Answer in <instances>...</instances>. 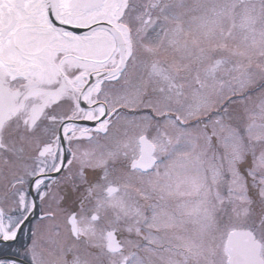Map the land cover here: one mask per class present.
Returning a JSON list of instances; mask_svg holds the SVG:
<instances>
[{"label": "snow or ice", "instance_id": "snow-or-ice-1", "mask_svg": "<svg viewBox=\"0 0 264 264\" xmlns=\"http://www.w3.org/2000/svg\"><path fill=\"white\" fill-rule=\"evenodd\" d=\"M0 189V264H264V0H0Z\"/></svg>", "mask_w": 264, "mask_h": 264}, {"label": "flooded vegetation", "instance_id": "flooded-vegetation-1", "mask_svg": "<svg viewBox=\"0 0 264 264\" xmlns=\"http://www.w3.org/2000/svg\"><path fill=\"white\" fill-rule=\"evenodd\" d=\"M68 158L70 159L71 157L70 156H68ZM73 171H75V169H73ZM54 178H55V174H54ZM60 188L62 189V188H64V185L62 184L61 186H60ZM53 193L54 194H64L63 192H61L60 191V189H58V188H56V187H54L53 188ZM0 193H2V189H0ZM33 195H35L34 193H33ZM77 200V194H75V193H73L71 196H70V198L67 200V202L66 203H63L62 204V206L66 209V210H69V211H71V210H73L74 208H76L78 205L76 204V203H74V201H76ZM51 202V201H50ZM54 206V205H53ZM36 212H37V215L35 216V217H33V222H36V220L38 219V217H39V214H40V209L39 208H37V210H36ZM21 243H23V241H21ZM24 249L23 248H21V255H20V259L21 260H25V257H24Z\"/></svg>", "mask_w": 264, "mask_h": 264}, {"label": "rangeland", "instance_id": "rangeland-1", "mask_svg": "<svg viewBox=\"0 0 264 264\" xmlns=\"http://www.w3.org/2000/svg\"><path fill=\"white\" fill-rule=\"evenodd\" d=\"M249 108L252 109V105H249ZM238 114L243 117L245 120L248 117V114L244 112L243 108H238L237 109Z\"/></svg>", "mask_w": 264, "mask_h": 264}]
</instances>
